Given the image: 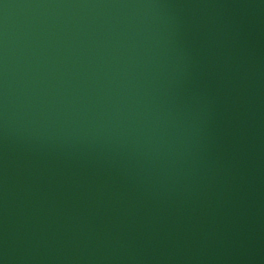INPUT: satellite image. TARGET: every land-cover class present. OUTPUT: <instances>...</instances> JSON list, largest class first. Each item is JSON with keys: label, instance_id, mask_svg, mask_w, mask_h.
Returning a JSON list of instances; mask_svg holds the SVG:
<instances>
[{"label": "water", "instance_id": "obj_1", "mask_svg": "<svg viewBox=\"0 0 264 264\" xmlns=\"http://www.w3.org/2000/svg\"><path fill=\"white\" fill-rule=\"evenodd\" d=\"M0 264H264V0H0Z\"/></svg>", "mask_w": 264, "mask_h": 264}]
</instances>
